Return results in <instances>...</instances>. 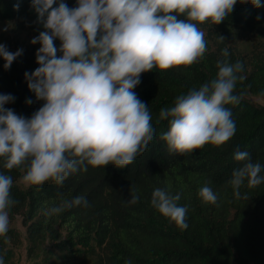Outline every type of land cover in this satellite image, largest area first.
Returning a JSON list of instances; mask_svg holds the SVG:
<instances>
[{"label": "clouds", "instance_id": "9594fccd", "mask_svg": "<svg viewBox=\"0 0 264 264\" xmlns=\"http://www.w3.org/2000/svg\"><path fill=\"white\" fill-rule=\"evenodd\" d=\"M241 2L262 7L260 0ZM236 3L76 0V6L70 8L64 0H31L44 31L31 41L41 45L36 52L39 67L25 73V78L28 88L44 103L26 118L5 107L14 102L13 95L0 94L3 168L26 169L23 181L29 185L43 186L52 181L62 186L70 175L87 171L89 166L113 164L123 168L133 163L155 134L149 107L133 91L141 73L153 68L187 67L203 59L207 51L205 33L198 25L221 23ZM57 39L59 48L54 43ZM21 53L0 44L5 69ZM229 55L225 47L223 59L216 63L215 78L178 95L173 106L160 110L158 119L168 121V130L160 139L170 153L191 154L206 144L223 145L234 136L235 121L225 105L239 104L241 96L235 89L244 77L238 75L243 71L241 62L231 63ZM234 159L240 166L232 171L228 184L240 199L241 187L255 188L264 183V176L260 175L262 165L253 162L249 152L237 150ZM12 186L13 178L0 172V236L4 237L9 231V209L16 203L10 195ZM170 188H156L151 205L186 230L188 207L178 204L181 196L172 194ZM198 196L205 204L218 200L207 182L199 188ZM138 200L132 192L128 202ZM74 206L88 207L89 202L83 196L62 198L46 214L58 215ZM0 264H5L2 256Z\"/></svg>", "mask_w": 264, "mask_h": 264}, {"label": "trees", "instance_id": "16d2710c", "mask_svg": "<svg viewBox=\"0 0 264 264\" xmlns=\"http://www.w3.org/2000/svg\"><path fill=\"white\" fill-rule=\"evenodd\" d=\"M64 2L70 8L76 6V0ZM260 2L262 7L256 8L237 0L229 16L216 24L224 30L235 28L241 34L256 35L260 46L255 50L243 54L225 40L218 38L212 46L204 38L207 51L197 63L141 73L133 91L149 107L155 134L133 163L123 168L113 164L89 166L87 171L70 175L62 186L47 181L43 186L28 184L22 189L15 181L26 169H4L0 158V172L13 178L10 195L16 203L9 209V220L20 216L29 256L49 241L64 252V264H84L87 260L91 264H264V183L255 188L241 187L240 199L228 184L232 171L240 166L234 159L237 150L249 152L252 161L262 165L260 175L264 176V106L247 99L249 94L264 98V0ZM9 21L15 22L17 29L11 36L0 35V44L22 53L9 69L4 68L5 61L0 57V94L13 95L14 102L5 107L30 118L44 101L28 88L25 73L39 67L36 52L41 45L31 41L44 29L37 22L31 0H0V23ZM209 24L213 23L206 21L198 27ZM54 43L60 47L59 39ZM225 47L230 62L243 65L238 75L244 79L237 81L235 89L241 100L225 105L235 121L234 136L223 145L206 144L191 154L170 153L160 139L168 130V121L158 119L160 110L173 106L178 95L215 78L216 63L223 59ZM206 182L218 196L216 204H205L198 196ZM168 185L172 194H180L178 204L188 207L186 230L151 205L153 191ZM132 192L139 196L135 204L128 202ZM77 196L85 197L89 206L46 214L62 198L72 200ZM19 240L14 227H9L6 237L0 236L4 261L12 259L9 245H17Z\"/></svg>", "mask_w": 264, "mask_h": 264}, {"label": "rangeland", "instance_id": "374dc122", "mask_svg": "<svg viewBox=\"0 0 264 264\" xmlns=\"http://www.w3.org/2000/svg\"><path fill=\"white\" fill-rule=\"evenodd\" d=\"M204 33L209 43L214 46L215 41L219 37H223L227 45L233 46L240 53H249L251 50H255L260 46L258 37L252 33L241 34L235 28H229L224 30L219 25H205L199 27ZM17 29L16 23L9 21L6 23H0V35L11 36ZM254 104L264 106V98L258 95L249 94L247 96ZM25 173L21 171L19 177L15 181V184L24 189L28 184L23 181V175ZM9 227H14L19 232V243L17 245H9L13 249L12 259L5 261V264H64L63 251L55 248L49 241H46L39 251L33 256L27 254L28 240L25 233V226L22 224L20 216L16 215L14 219L9 223ZM73 264H79L74 261ZM84 264H91L90 260H87Z\"/></svg>", "mask_w": 264, "mask_h": 264}]
</instances>
